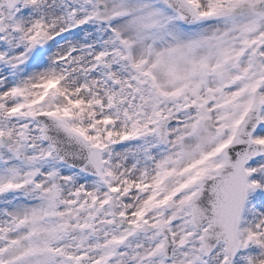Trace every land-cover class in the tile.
Masks as SVG:
<instances>
[{
	"label": "snow or ice",
	"instance_id": "snow-or-ice-1",
	"mask_svg": "<svg viewBox=\"0 0 264 264\" xmlns=\"http://www.w3.org/2000/svg\"><path fill=\"white\" fill-rule=\"evenodd\" d=\"M0 264H264V0H0Z\"/></svg>",
	"mask_w": 264,
	"mask_h": 264
}]
</instances>
